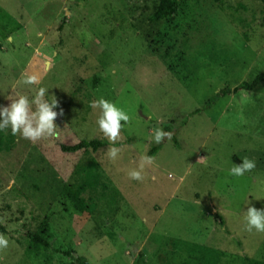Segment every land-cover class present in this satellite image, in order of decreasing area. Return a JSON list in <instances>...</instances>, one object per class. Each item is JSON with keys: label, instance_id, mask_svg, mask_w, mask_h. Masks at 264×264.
<instances>
[{"label": "rangeland", "instance_id": "obj_1", "mask_svg": "<svg viewBox=\"0 0 264 264\" xmlns=\"http://www.w3.org/2000/svg\"><path fill=\"white\" fill-rule=\"evenodd\" d=\"M158 4L0 0V107L45 88L64 112L56 137L32 143L17 135L0 151V234L9 240L0 264H79L65 251L88 264H206L197 244L223 251L214 264H264V233L246 231L244 219L249 207L264 209V82L206 101L264 71V0H180L175 15L151 21ZM32 74L40 82L23 84ZM100 98L131 118L120 141H134L111 145L120 149L116 161L110 145L60 147L107 139L100 109L90 107ZM165 124L178 128L180 147L166 140L144 179H131ZM245 157L256 168L231 176ZM92 171L119 195L80 212L67 185ZM43 230L50 247L30 237Z\"/></svg>", "mask_w": 264, "mask_h": 264}, {"label": "clouds", "instance_id": "obj_2", "mask_svg": "<svg viewBox=\"0 0 264 264\" xmlns=\"http://www.w3.org/2000/svg\"><path fill=\"white\" fill-rule=\"evenodd\" d=\"M12 37H9L11 40ZM40 82L38 74L26 75L22 83L25 85H34ZM47 89L39 88L35 96L29 100L25 95H19L17 99L11 100L9 106L0 107V131L11 128L13 136L20 137L36 143L42 139L56 137L57 125L55 123L58 115L64 114L63 109L58 113L54 109L58 107V101L54 98L51 102L45 99ZM90 107L100 109L101 115L97 121L100 132L109 141V149L107 151L111 160L116 161L120 155V149L113 147L122 139L121 131L130 122V116L121 108L117 107L114 102H110L104 98L92 101ZM125 122L122 124L121 122ZM172 132L163 129H154L153 135L150 137L156 144H161L165 139L171 140ZM153 163V158L149 156H141L138 169H132L128 172L131 179L142 181L144 179L143 171L146 166ZM256 168V162L245 157L243 162L235 165L230 169L229 174L234 177H242L247 172H251ZM246 221V231L251 233L253 230L264 233V209L249 207L244 217ZM9 240L0 234V251L7 249Z\"/></svg>", "mask_w": 264, "mask_h": 264}, {"label": "trees", "instance_id": "obj_3", "mask_svg": "<svg viewBox=\"0 0 264 264\" xmlns=\"http://www.w3.org/2000/svg\"><path fill=\"white\" fill-rule=\"evenodd\" d=\"M217 3L223 4L224 0H215ZM180 0H159V4L155 11L150 15L151 21H163L175 15L177 13ZM64 27L61 25L60 28ZM260 82H264V71L258 73L254 79L250 81H244L239 85H236L234 89L230 87L223 88L219 90L216 94L208 98L207 105L211 106L214 101L223 96L224 94L230 93L233 90L238 91L240 88L251 90L256 87ZM198 112V111H195ZM188 119H184L179 126L187 124ZM172 126L169 124L164 125V130H171ZM171 132V131H170ZM178 128L173 132L171 139L174 140L175 145L180 147L179 139L177 136ZM16 136H13L11 130H2L0 131V151H10L15 143ZM156 144L154 141L151 144V147L148 151L149 157H154L162 148L163 143ZM134 138H129L127 140L118 141L114 146H121L124 143H132ZM109 145V141L105 138H92V139H82L74 144H61L60 147L64 152H77V151H94L96 152L101 147ZM93 167L97 168V165ZM99 174L97 172H91L82 177V180L77 185H67L66 196L71 200L73 206L80 212L89 211L91 213L96 211L97 205L111 197L112 201H116L119 195L117 189H114L112 184L107 180H102L98 178ZM216 217L219 218L221 223H225L223 216L220 213L216 214ZM0 232L6 233V227L0 223ZM46 230H43L42 233L30 232L31 239L45 247H50L51 243L49 239L45 237ZM195 248L199 252L200 260L206 264H214L220 259V256L223 255V251L217 250L215 248L209 247L207 245L197 244ZM66 255H70L74 258L75 261L79 264H88V261L85 257L79 256L76 257L73 254V251H65ZM133 264H142L141 257H136Z\"/></svg>", "mask_w": 264, "mask_h": 264}]
</instances>
